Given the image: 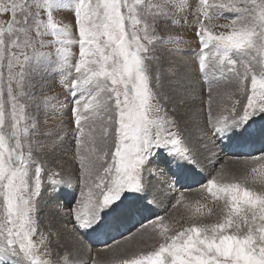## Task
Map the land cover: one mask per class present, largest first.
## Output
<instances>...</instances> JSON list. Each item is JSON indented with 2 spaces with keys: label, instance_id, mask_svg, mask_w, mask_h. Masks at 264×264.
Returning <instances> with one entry per match:
<instances>
[{
  "label": "snow or ice",
  "instance_id": "6c2138e0",
  "mask_svg": "<svg viewBox=\"0 0 264 264\" xmlns=\"http://www.w3.org/2000/svg\"><path fill=\"white\" fill-rule=\"evenodd\" d=\"M186 9L200 46L195 69L188 71L190 63L184 71L170 69L166 81L158 53L183 52L186 41L160 29L177 23ZM58 11L68 12L70 22L57 20ZM218 19L227 22L214 23ZM210 69L232 79L230 90H208L207 132L215 142L238 147L261 143V155L244 163L264 161V0H0V264H87L74 251L55 260L51 249L41 255L53 236L59 239L54 225L42 230L38 218L45 191L66 197L67 211L63 203L57 211L79 234L77 244L81 237H106L97 242L111 258L93 257L91 264H264V191L248 186L247 175L228 180L218 172L202 185L224 202L214 223L169 229L157 217L149 222V238L159 241L151 250L129 255L120 240L108 244L113 232L124 236L120 228L153 203L147 197L157 169L149 165L157 155L175 169V183L196 165L180 131L170 130L176 121L165 109L171 100L165 88L185 103L193 95L192 78L209 82ZM53 77L62 93L49 95L44 81ZM61 94L70 101L78 181L39 155H55L67 138L40 131V110H63ZM132 239L124 237L125 243Z\"/></svg>",
  "mask_w": 264,
  "mask_h": 264
},
{
  "label": "rangeland",
  "instance_id": "374dc122",
  "mask_svg": "<svg viewBox=\"0 0 264 264\" xmlns=\"http://www.w3.org/2000/svg\"><path fill=\"white\" fill-rule=\"evenodd\" d=\"M190 2L191 0H185V3H190ZM55 16L57 20L61 21L62 23L70 22V19H71L70 14L66 11H58L55 13ZM176 18L178 21L177 23L168 24L166 26L162 25L160 29V33L165 36L171 34V35L182 37L186 41V43L181 44L180 47L185 49V51L178 52V53H169L166 51H160L158 54L162 57V63H165V62H166L165 64L169 63V67H168L169 70L176 68V69H179L180 71H184L185 69L182 67V64L184 65L185 63H190L191 67L188 69V71H193L195 69V64L192 63V61L194 60L196 52H198L199 47H200L198 41L196 40L194 36L195 29L192 23L194 17L192 15V12L186 9L184 12L177 13ZM226 22L227 21L225 19H218L214 21V23L216 24H224ZM219 30H222V29H218V31ZM164 47L168 48V47H172V45H165ZM72 50L74 53L78 55L77 47H73ZM41 51L47 52L49 51V49H41ZM178 63H180V65ZM4 73L6 76L7 75L6 69H4ZM216 75H212L211 69H210L209 82H205L206 89H205L204 83L201 81L202 84L204 85V88H202V86H199L200 90H196L194 87L196 85L195 78L197 80L198 79L201 80V78L198 75L194 76L195 78L194 77L192 78L194 87L192 88L193 90L192 89L190 90V92L193 95H190L185 98V100L194 103V104H189V105H191L194 109L198 110L194 113H196L197 118L199 115V118L202 120L203 124H206L207 110L209 107V103H208L209 102V91L208 90L209 88L212 89V87L216 85V81H217V79L215 78ZM222 76H223V79H221V81L216 86V88L218 89L224 88L222 87L224 85L225 86L229 85V82L232 79L231 76L226 75V74ZM44 83L48 85V91L46 94L50 95L52 92L62 93V89L56 84L55 77L44 81ZM201 89L203 90V92L201 91ZM38 90H39V85H38ZM177 97L178 96L171 97V99H175ZM60 99L61 101L64 102L63 110H57L55 112H51V111L45 112L43 110H40L39 112L40 131L42 133L43 132H53V133L60 132V134L67 133V138L64 140L63 145L61 146L60 149L57 150L55 155H52L50 153H40L39 155L47 159L48 167H51L54 170L59 171L62 176L67 177V176L72 175L73 177L72 176L71 177L74 180L78 181L79 165H78V162L74 160L75 144H74V140H73L72 132H71L73 125L71 122V112L68 110V104L70 103V101L66 99L64 94H61ZM245 102H246V98H245ZM164 103H165V109L168 112L169 117L176 121L175 126H173V128L170 130L180 131L183 139L185 140L186 144L189 146V139L187 138L189 131L187 133V128H185L183 126V123L181 122L183 115L180 112L181 109H186L185 103L180 102V104L182 105L180 106L173 105V107L167 106L166 102ZM228 103L230 105V101H228ZM213 105H215L216 107L213 114L216 115L218 114L220 101L214 102ZM33 111H35V109H33ZM186 115L187 114H185V116ZM205 127L206 126H204V128ZM195 137H197V135ZM198 137H200V139L201 138L205 139V142H200V139L198 140L196 138H194V140L190 138V141L198 145L204 143L205 144L204 150H206L207 153H209V150L207 149L208 148L211 149L212 154L214 153L213 155L215 157H218L221 154V157H218L217 159L218 161H215L213 169H210L211 167L206 169L205 166L209 164L211 161L204 162L206 158H202L199 153L197 154V157L199 158L198 160L201 159L202 163L204 164L196 163V165L193 168L197 169V167L199 168L201 167L205 169V173L210 176L207 177L206 174H201L202 177H198L197 178L198 181L187 182V185L185 187L182 186L183 183L186 184L185 180L183 181V183L180 181L181 183L175 184L174 181L176 180V177L173 175V172L175 171V169L170 170V166L163 153L157 155L153 159L152 164L149 165L150 167H155L157 169L156 175L153 176L151 180L153 182L154 181L165 182V183H162V186H163L164 192L167 195L170 193L168 195L169 199H167L168 203L166 204L164 208L163 207L155 208L154 206L153 209L156 211L153 212V214H152V210L150 207L148 210L142 212L141 214L136 215L133 219H131L129 222H127L125 225L122 226L125 228H122V227H121L122 229L120 228V231L124 233V236L117 235L115 232V234H112V236L114 235L116 237L113 236L114 239H109L108 244H114L116 240H120L121 244H124L125 236H133V238H135L137 235L139 236L142 234L143 227L144 228L148 227L147 228L148 231L152 232L153 234L154 225L150 224L149 222L154 221L157 217H163L164 224L169 229H172V228L179 229V228L187 227V226H190L192 222H196V223L216 222V220L219 217V214L221 213L223 209L224 202L213 198L210 194L207 193L206 189H202V185L206 183L207 179H210L212 176L217 175L218 172L223 173L226 179L228 180H231L232 178H240L242 176L247 175L248 176V181H247L248 186L252 187L253 190L255 191H264V182H262L264 181V177H261L260 175L262 172H264V161H259L258 164H251V166H249L245 170L242 168L243 172L240 175L236 173L235 176H232V172H228L230 174L229 175L228 173L226 174V172L223 171V165H226L227 167L226 162L231 161L234 163H240L243 161L245 162L246 160L251 161L253 157L261 155L260 152H257L254 154H251V153L246 154V153L240 152V153L233 154L231 156L230 154H228V156L224 157L222 156V154L228 152L229 150L227 142L226 143L225 141L215 142L211 134L207 132V129L205 130L204 133L199 134ZM55 138H56L55 136H52L49 139H55ZM257 144H259V142L255 144L247 145V146H239V147L237 146V147L239 148V150L243 148H248L250 150H253ZM212 145L213 146L215 145V149ZM154 151L156 150L154 149ZM196 152H199V150H197ZM193 155L195 156V151H193ZM207 156H208L207 159H209V155ZM69 167L76 169V172L69 173L70 171L69 172L67 171L69 170ZM252 167L257 168L256 173L252 172ZM190 173H188L187 176L191 178L194 176V174L192 172ZM253 177L256 178L255 181H253ZM173 184H174V187H173ZM162 186H160L159 184L158 187L162 188ZM185 188H189V189H185ZM79 190H80L79 186H77L76 188L77 196L79 194ZM61 194L60 195H49L48 192L45 191L44 195L41 197L40 206L43 204V208H45V205H51L52 200L62 199V203L64 204V209L62 211H67L69 205L67 204V200L64 194L63 193ZM182 194H183L184 199L179 204H177V200L181 197ZM147 199H149V197H147ZM57 205H55L52 208H53V211H55L58 215H60L59 212L57 211ZM49 208L50 207L48 206V209ZM197 208L201 210V213H203L202 215L201 213L196 212ZM41 210L39 212L38 218H39V221L41 222L42 230H47L48 224L54 223L53 231L59 234V239H57L56 236H53L51 242L46 244L44 247L40 249V253L41 255H43L44 253H47L49 249H51L53 253V255L51 256V259L55 260L57 258V255H62L65 251H72L73 248H70L67 244L68 238L71 239V244H72L74 243V240H77V237L79 234L74 233L72 231V228H73L72 223L69 222V219L67 217L62 216V215H60L59 217H56L54 222L48 221L45 224H42L43 220L41 217ZM56 223L57 225L55 226ZM130 223H134L132 228H130L129 226ZM125 229H129L130 231H126ZM36 238H38V236ZM102 238L103 240L106 239V237L104 236H100L98 238L93 237L91 240L81 237L83 243L79 245L85 249L84 252L88 251L89 248L91 249V252L88 251V253H86L87 254L86 256L88 257L87 264H91V260L93 257L101 261L105 260L103 257L96 256L100 252L101 253L104 252L103 254H105V251H107L105 244L97 242L98 240H102ZM60 241H63V243H61ZM158 242L159 241L157 239L151 238L148 243H144V242H140V243L138 242V243H139L140 249L148 251V250H151L153 246H158ZM136 247H138V244ZM127 254L130 255L132 253H127ZM47 258L49 257L45 256V259Z\"/></svg>",
  "mask_w": 264,
  "mask_h": 264
},
{
  "label": "bare ground",
  "instance_id": "6f19581e",
  "mask_svg": "<svg viewBox=\"0 0 264 264\" xmlns=\"http://www.w3.org/2000/svg\"><path fill=\"white\" fill-rule=\"evenodd\" d=\"M166 63V62H165ZM165 63H163V67H164V69L166 70V76H165V80L167 81L168 79H171V77H170V73L168 72V70H169V63L168 64H165ZM179 65H180V63H178ZM183 65V64H182ZM176 67V66H175ZM171 68V67H170ZM176 69V68H175ZM225 75V74H224ZM230 76V75H229ZM195 78V77H194ZM215 78L217 79V81H216V85L215 86H213L212 87V89H213V91H219V92H224L225 90H229L230 89V86L229 85H227V86H222V87H224V88H216V86H217V84L221 81V79H223V76H222V74H219V73H217V75L215 76ZM195 80H196V85H195V89L196 90H200L199 89V86H202V88H204V85H205V82H203L202 80H197L196 78H195ZM230 80V79H229ZM204 83V85L202 84V82ZM214 88H216V89H214ZM205 89H206V85H205ZM193 90V89H192ZM201 91L203 92V90L201 89ZM165 92H166V94H168L169 96H171V97H176V95L174 94V93H172V92H170L168 89H167V87L165 88ZM220 97L218 98V96H216V97H213V103L214 102H219L220 101ZM186 102H185V108L186 109H181L180 110V112H181V114L183 115V117H182V120H181V122L183 123V126L185 127V128H187V133H188V131H189V134L187 135L188 137V139H189V147H191L192 149H193V151H195V158H196V162L197 163H202V161H201V159L200 160H198L199 158L197 157V154L199 153L200 155H201V157L202 158H206L205 160H204V162L205 161H211L209 164H207L205 167H206V169H208L209 167H211L210 169H213V166H214V163H215V161H218L217 159H218V157H221V154L218 156V157H215L213 154H212V151H211V149H207V150H209V153H207V151L206 150H204L205 148H204V143L203 144H195L194 142H192V141H190V138H192V140H194V138H196V139H200V137H198V135L199 134H202V133H204L205 132V130H206V127L204 128V126H206V124H203V122H202V120L199 118V115H198V118H197V115H196V113H194L193 111H192V109H194L191 105H189V104H194L193 102H190V101H187V100H185ZM213 103H212V107H213V109L215 110V105H213ZM166 104H167V106H170V107H173V105H176V106H180V105H182V104H180V97H177V98H175V99H171L170 101H166ZM184 106V105H183ZM218 106V105H217ZM185 114H187L186 116H185ZM186 133V132H185ZM197 135V137H195ZM208 141V140H207ZM200 142H205V139H200ZM66 143V142H65ZM226 143V142H225ZM210 144H212V143H210ZM213 144H214V142H213ZM213 146V145H212ZM214 147V149H215V145L213 146ZM228 147H229V150H228V152H226V153H223L222 154V156H228V154H230V156L231 155H233V154H236V153H240V152H242V153H246V154H249V153H251V154H254V153H257V152H259L258 151V149H260L261 147H262V144L261 143H259V144H257L255 147H254V149L253 150H250V149H248V148H243V149H241V150H239V148L236 146V145H234V144H232V143H228ZM195 148V149H194ZM199 148V149H198ZM197 150H199V152H196ZM236 151V152H235ZM235 152V153H234ZM212 154V155H211ZM207 155H209V159H207L208 158V156ZM227 163V167H226V165H223V171H225L226 172V174L228 173V172H232V176H235V174L237 173L238 175H240V174H242V172H243V169L245 170L246 168H248V167H245V163H244V161L243 162H240V163H234V162H231V161H229V162H226ZM202 164H204V163H202ZM225 164V163H224ZM204 167V166H203ZM243 168V169H242ZM69 173H74V172H76V169H74V168H71V167H69V170H67ZM207 171V170H206ZM210 171V170H209ZM190 172H192L193 174H194V176L193 177H188L187 176V174L188 173H190ZM211 173V172H210ZM191 174V173H190ZM201 174H206L205 173V169H203V168H199V167H197V169H195V168H192L189 172H185L184 174H183V176H182V178L180 179V181L183 183V181L185 180V182H186V184H182V186L183 187H185L186 185H187V182H196V181H198L197 180V178L198 177H202L201 176ZM229 174V173H228ZM207 175V174H206ZM230 175V174H229ZM72 176V175H71ZM210 175H207V177H209ZM73 177V176H72ZM176 177V176H175ZM159 179V178H158ZM176 181V180H175ZM175 181H174V183H175ZM160 182V183H159ZM181 182H179V183H181ZM162 183H165V182H162V181H150V184H149V187H150V195L148 196L149 197V199L148 200H152L153 201V203L151 204V210H152V214H153V212H155L156 210H154L153 209V207L155 206V208H164L165 206H166V204L168 203L167 202V199H169V197H168V195L170 194H166L165 192H164V189H163V186H162ZM179 183H175V184H179ZM159 184H160V186H162V188L160 187H158L159 186ZM167 185V184H166ZM185 189H189V188H185ZM196 189V188H195ZM194 190V189H193ZM62 195V194H61ZM51 197V196H50ZM50 199V198H49ZM66 201V200H65ZM58 203H62V199H60V200H57V199H54V200H52V202H51V205H45V208H43V204L40 206V208L42 209L41 210V217H42V220H43V223L42 224H45L46 222H54L55 221V219H56V217H59L60 215H58L55 211H53V208L52 207H54L55 205H57ZM48 206L50 207L49 209H48ZM144 220H145V218H144ZM41 223V222H40ZM54 224V223H53ZM57 225V223L55 224V226ZM134 225V223H130L129 224V226H130V228H132V226ZM147 225V224H146ZM122 228H125V227H122ZM121 228V229H122ZM148 228V227H147ZM147 228H142V234L141 235H137L135 238H133L132 240H131V242H129V243H125V241H124V244H121V246L122 247H124L125 248V252L126 253H133V252H136L138 249H140L139 248V243L140 242H144V243H148L149 241H150V239L151 238H149L151 235H152V232H150V231H148V229ZM60 233H61V231H60ZM112 234H115V232H113ZM124 234V233H123ZM61 235V234H60ZM64 235V234H63ZM62 235V236H63ZM116 237V236H115ZM65 238V237H64ZM122 240V239H121ZM61 243H63V241H60ZM92 242V241H91ZM139 242V243H138ZM67 244H68V246L70 247V248H73L72 249V251H74V252H76V253H78L77 255H75V259H77V260H79V261H83V260H85L86 258L88 259V257L86 256L87 254L86 253H88V251H85L84 252V248H82L79 244H77L76 243V240H74V243H72L71 244V239L70 238H68V241H67ZM137 244H138V247H136L137 246ZM104 252H100V253H98L96 256H99V257H103L105 260H108V259H110L111 258V253H109V252H107V251H105V254H103Z\"/></svg>",
  "mask_w": 264,
  "mask_h": 264
}]
</instances>
